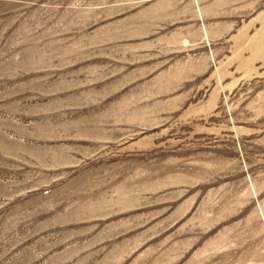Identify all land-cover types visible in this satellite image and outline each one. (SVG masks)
<instances>
[{
	"label": "rangeland",
	"instance_id": "rangeland-1",
	"mask_svg": "<svg viewBox=\"0 0 264 264\" xmlns=\"http://www.w3.org/2000/svg\"><path fill=\"white\" fill-rule=\"evenodd\" d=\"M0 264H264V0H0Z\"/></svg>",
	"mask_w": 264,
	"mask_h": 264
}]
</instances>
